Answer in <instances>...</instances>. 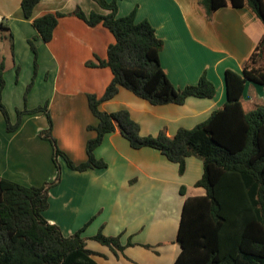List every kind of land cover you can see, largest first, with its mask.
<instances>
[{
	"label": "crops",
	"instance_id": "0c3cea01",
	"mask_svg": "<svg viewBox=\"0 0 264 264\" xmlns=\"http://www.w3.org/2000/svg\"><path fill=\"white\" fill-rule=\"evenodd\" d=\"M21 2L0 0V16L4 22L10 21L8 26L16 36L20 33L28 42L30 36L38 34L33 18L49 11L67 14L60 18L49 42L40 36L38 42L53 72L48 89L52 133L58 140L64 139L63 143L58 141L63 150H78L75 163L84 162L87 143L97 135L89 127L98 123L88 95L101 97L113 78L109 67H89L87 62L106 59L115 39L107 28L89 26L73 11L77 6L86 13L108 11L94 0H40L32 18H26ZM135 8L137 21L149 20L164 42L160 59L172 83L184 88L198 83L206 74L217 93L213 98L191 96L184 104L153 105L120 87L115 97L102 101L100 109H127L140 124L142 135L164 131L174 137L180 128H194L224 106L228 99L226 71L243 72L264 38V21L248 6H223L208 18L199 0L118 1L119 16ZM24 23L30 26L26 35L22 33ZM5 90L2 100L9 108L12 103ZM40 91L42 86L36 92ZM36 100V105H30L32 109L46 99L37 96ZM260 105L264 106V84L248 80L243 106L250 111ZM17 112L11 117L12 123L17 121ZM48 127V118L39 112L26 114L20 127L8 132L5 117L0 114V177L26 186H42L55 179L53 146L41 136ZM95 154L108 166L86 171L62 166L60 181L49 191L44 217L66 236L88 224L83 236L100 264H174L182 249L177 239L185 201L206 194L204 188L195 185L204 173L203 161L188 157L186 171L180 174L179 165L160 150L133 148L119 130L106 134ZM100 230L107 236H120L125 248L113 250L95 240Z\"/></svg>",
	"mask_w": 264,
	"mask_h": 264
},
{
	"label": "trees",
	"instance_id": "16d2710c",
	"mask_svg": "<svg viewBox=\"0 0 264 264\" xmlns=\"http://www.w3.org/2000/svg\"><path fill=\"white\" fill-rule=\"evenodd\" d=\"M94 1L108 12L86 13L77 6L73 14L89 26H104L115 41L109 45L106 59L88 63L94 67H109L113 78L101 97L88 95L90 109L98 123L89 127L97 135L87 143L86 161L75 163L58 147L48 106L19 110L17 121L12 123L0 96V111L8 132L16 131L26 114H47L49 127L41 136L51 142L57 168L55 179L42 186H26L0 177V264H100L83 236L88 224L66 236L58 225L48 222L43 212L49 207L50 189L61 179L59 157L76 171L105 168L107 162L98 158L95 150L106 134L116 130L133 148L160 150L168 160L179 165L180 174L186 171L188 157L196 156L203 161L204 173L195 185L204 188L206 194L188 197L185 201L177 239L182 249L174 264H264V106L250 111L243 106L246 82L264 84V65H253L264 55V38L245 63L242 73L226 71L228 99L223 107L194 128H180L174 137L164 131L158 135H142L140 124L127 109L103 111L100 109L102 101L112 99L120 87H125L153 105L184 104L191 96L213 98L217 93L216 85L203 74L198 83L177 88L162 66L160 52L164 42L150 21H137V8L119 16V0ZM39 2L22 0L26 18H32ZM199 3L208 18L220 7L231 5L248 6L264 21V0H199ZM65 15L49 11L33 18L32 23L38 35L49 42L60 18ZM29 44L37 56L32 39ZM4 85L1 68V90ZM94 239L113 250L125 248L120 236H107L102 230Z\"/></svg>",
	"mask_w": 264,
	"mask_h": 264
},
{
	"label": "rangeland",
	"instance_id": "374dc122",
	"mask_svg": "<svg viewBox=\"0 0 264 264\" xmlns=\"http://www.w3.org/2000/svg\"><path fill=\"white\" fill-rule=\"evenodd\" d=\"M9 24L10 21L8 19H5L3 27H0V70L1 68L3 69V77L5 80V85L2 90L0 87V96L2 99V92H4V89H6V97L10 99L12 105L8 108L3 100L2 102L5 104L12 121V118L15 116L17 111L24 110L25 108L32 109L30 105H36L35 101L37 103V96H41L43 100L46 99L41 103L40 106H48L49 110L48 100L50 99L51 94H48V89L53 81V72L51 64L48 63L44 58L45 56L42 47L39 46V35L37 34L36 36H30L29 38V40L32 39L35 43V47L37 50L36 56L32 51L29 42L24 38V36H22L20 33H17L16 36L14 31L10 28V26H8ZM29 30L30 26L27 23H24L22 27V33L26 35ZM68 50H71V48L67 49V51ZM35 56L37 57V59H35ZM99 59L100 58H94L93 60L87 62V65L88 63L98 62ZM35 60H37V64H35ZM253 65L257 67L263 66L264 55L261 54L260 57L257 58L256 63H254ZM88 66L94 67L90 65ZM43 71L46 72L42 76ZM41 86L42 91L36 92ZM18 94L19 100L16 101ZM43 113L48 118L47 114L45 112ZM0 114H3L2 111H0ZM53 136L55 137L54 134ZM56 140L58 147L71 159L73 158L72 160L76 161L75 157H79L80 155L78 153V150L74 149L72 150V152L63 150V148L60 146V143L61 141L63 143L64 139L62 138V140H58L56 138ZM58 141H60V143ZM59 163L61 166H66V161L63 157H59Z\"/></svg>",
	"mask_w": 264,
	"mask_h": 264
},
{
	"label": "built area",
	"instance_id": "2783aa9c",
	"mask_svg": "<svg viewBox=\"0 0 264 264\" xmlns=\"http://www.w3.org/2000/svg\"><path fill=\"white\" fill-rule=\"evenodd\" d=\"M4 22V18L0 16V24Z\"/></svg>",
	"mask_w": 264,
	"mask_h": 264
}]
</instances>
